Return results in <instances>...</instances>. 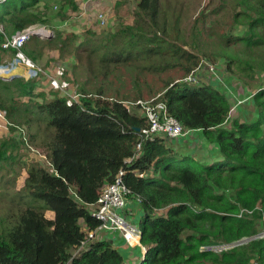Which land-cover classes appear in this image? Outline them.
Segmentation results:
<instances>
[{
	"label": "trees",
	"instance_id": "1",
	"mask_svg": "<svg viewBox=\"0 0 264 264\" xmlns=\"http://www.w3.org/2000/svg\"><path fill=\"white\" fill-rule=\"evenodd\" d=\"M79 1L0 0V64L6 54L37 61L54 49L74 56L72 74L84 79L79 100L70 101L46 99L39 73L0 77V110L12 133L0 137V173L26 171L20 189L0 185V264H127L110 240L99 233L86 237L99 225L90 207L121 168L126 186L141 197L137 215L127 214L131 195L122 210L140 228L146 249L136 264H264V84L256 83L259 73L264 76V0H219L216 6L209 0L188 24L183 0H138L132 22L120 21L112 31L60 27L51 38L30 37L19 50L1 48L28 25L67 22ZM180 28L188 32L185 40ZM237 42L244 57L225 56L221 49ZM194 48L223 60L245 94L254 89L251 119H239L242 105L232 107L235 87L227 93L207 73L200 72L197 82L160 77L176 67L193 70L199 63ZM157 93L184 129L199 130L216 146L218 157L196 161L164 137L139 136L146 120L122 102ZM22 127L25 134L15 135ZM139 141V155L125 162ZM31 144L42 148L48 165L21 162V149ZM242 238L251 239L210 249Z\"/></svg>",
	"mask_w": 264,
	"mask_h": 264
},
{
	"label": "rangeland",
	"instance_id": "2",
	"mask_svg": "<svg viewBox=\"0 0 264 264\" xmlns=\"http://www.w3.org/2000/svg\"><path fill=\"white\" fill-rule=\"evenodd\" d=\"M137 1L138 0H80L78 9L69 13L70 18L67 22L62 23L60 21H53L51 25L41 26L51 29L53 31V34L54 31L60 27L66 28V30L74 33H84L88 30L96 33L102 31H112L114 27L119 24L120 21L125 23L132 22L133 13L136 10ZM208 1L209 0H183L185 4L184 13L189 18L186 22L187 24L193 19V17ZM218 2L219 0H213L211 6H216ZM100 15H102L105 19V23L103 25L100 24L98 19ZM241 29L242 26H238L237 32H239ZM180 30L182 40H185L188 36V32L183 28H180ZM170 33L173 37L174 31ZM211 36V39L214 38V35ZM216 44L217 46H219L218 42H216ZM190 47L191 46H189L188 44L184 45V48L186 49ZM244 48L245 47L244 45L242 46L241 42H237L235 44H230L229 46H227L226 48H222L221 50L225 53V56L243 58L244 55L242 54L244 53ZM205 49L208 51L207 46H205ZM194 50L198 54L199 62L208 60L215 63L216 66L218 64V77H216V79H219V84L221 82H225L228 86H234L236 89H238V94L243 95L244 90L239 85H237L240 84V81L233 78L229 73L226 72L225 63L223 62V60L218 59L216 60V62L213 60H209L206 56L202 54V52H199L195 48ZM14 59L20 64L14 65V72L12 76H20L24 79H28L31 78L30 76L28 77L27 74L29 69L34 67L40 68V71L38 72L39 76L37 77L39 80H36V82L40 84L39 90L40 92H44V94L46 95V99H50L54 95H56L65 97L70 101L79 100V84H81L84 79L79 75L73 76L72 74V66L73 64H76V59L74 58V56H58L57 51H55L54 49L46 50L42 54V57L37 61H33L25 54H21L20 57H11L10 55L6 54L0 65L11 62ZM200 72H204V74H209L208 71H203V69H200ZM81 74H83V72H81ZM185 75L186 73L182 68L176 67L174 69L166 70L165 72L161 73L160 77L163 79L179 80L184 78ZM213 76L215 77V75ZM207 77V79L209 80L212 76L210 74L207 75ZM257 79V84H264L263 74L259 73V77ZM205 81L207 82V80ZM33 99L38 101L41 100L40 97L37 95L34 96ZM251 108H254V106ZM233 115H235L234 112ZM6 124V119L4 117H0V137L12 134L11 132H9ZM189 133L190 132H187L184 136L179 137L177 139H167L166 144L174 148V144L172 142H177L181 138L187 139L189 137ZM14 134L19 137L23 136L25 134L24 127L18 128L17 131L14 132ZM190 134H196V131H192ZM30 146H32L30 149H21V162L25 160L34 159L43 164V161L38 158H44L40 154V152L43 153L42 148L32 144ZM193 148L194 150L192 151V149H189L190 153L187 154L191 155L196 161H205L209 159L210 156H208V149L206 148V146L200 147L198 145L197 147H195L193 145ZM210 162L211 161L209 160V163ZM2 173L3 175H1L0 173V185L5 184L6 187L14 186L17 190L23 186L24 178L26 177V171L24 168L20 169L19 174H7L5 171H2ZM134 212L135 211L133 210V214ZM163 212L164 211L161 210L160 213ZM46 215L48 217H52L53 213L51 211H47Z\"/></svg>",
	"mask_w": 264,
	"mask_h": 264
},
{
	"label": "built area",
	"instance_id": "3",
	"mask_svg": "<svg viewBox=\"0 0 264 264\" xmlns=\"http://www.w3.org/2000/svg\"><path fill=\"white\" fill-rule=\"evenodd\" d=\"M98 19L100 24L103 25L105 23V19L102 15H100ZM53 35L54 34L51 29L45 28L40 24H31L21 30L16 31L9 38H6L1 43V48H14L16 50H19L24 45V43L32 36L46 39L53 37ZM15 64L19 65L20 63L14 59L11 62L0 65V77L12 78ZM200 69H203V71H208L209 75L211 74L212 77L210 80H216L219 82V79H216V77H218V68L215 63L208 60L199 62L193 70H191L184 78H182V81L197 82V76L200 73ZM39 71L40 68L37 67L29 69L27 72L28 77L37 76ZM213 75H215V77ZM220 86L223 87V89L227 93H229V86L226 83L224 85V83L221 82ZM234 90L235 103L232 106L233 108L237 105L241 106L244 103L248 102L253 94V92L251 91L247 92L246 94L240 95L238 94V89L234 88ZM160 96L161 93H158L155 96L145 99L138 98L134 101H123L122 104L128 111H130L131 109H137L140 116L145 118V126L139 129V136L141 138L153 139L156 137H164L166 139H177L184 136L190 130L184 129L181 123L169 113L166 102L161 100ZM232 107H230V113L232 112V110H234ZM0 113V117L3 118V111L0 110ZM140 144L141 141L138 142L136 146L137 150L134 155L126 158L125 162H130L132 159H135L139 155ZM40 154L44 158H38L48 165L45 156L41 152ZM124 173V168L119 169L113 181L100 188L95 204L90 207V214L99 221V225L94 230H88L86 237L93 238L99 232H107L109 234L117 233L129 246H139L141 248V251L144 252L145 247L140 242V228L128 219L127 214L129 213L124 214L122 212V210L126 207V198L128 197V195H131L133 200L138 203L141 201V197L137 194H134L131 188L126 186V184L124 183ZM138 175L143 176V173H138ZM260 236L263 237L264 233L262 232ZM83 244L84 241L81 242V245L77 248L75 254H78L81 251V247ZM236 244L237 242L222 244L213 246V248L210 249H214L217 251L229 249ZM65 264L71 263L70 261H68Z\"/></svg>",
	"mask_w": 264,
	"mask_h": 264
},
{
	"label": "crops",
	"instance_id": "4",
	"mask_svg": "<svg viewBox=\"0 0 264 264\" xmlns=\"http://www.w3.org/2000/svg\"><path fill=\"white\" fill-rule=\"evenodd\" d=\"M216 82H218V81H216ZM223 83L225 85V82H223ZM218 84H219V82H218ZM248 92H250V90ZM251 107H253V106L251 105L250 101L244 103L240 107V110L238 112L239 119H241V120L248 119V118L251 119L254 116V108H251ZM194 131L199 132V130H194ZM189 132L191 133L192 130ZM190 133L188 134L189 137L187 139L181 138V141L179 140L177 142H172L174 144L175 150L187 154V153H190L189 149H192V151L194 150L193 145L195 147H197L198 145L200 147L206 146V148L208 149V156H210V157L208 160H205V161L210 160L212 162L214 160V158L218 157L219 152H218V149L215 148L216 146H214V144L207 142L206 139H204V137H202V134L200 132H199L200 135L199 134L193 135ZM132 200H133V198H132ZM132 203H133L132 205L127 206V208L129 209L127 211V213L132 214L133 213L132 210H134L135 211L134 216H135L138 214V211H137L138 202L133 200ZM99 235L101 236L102 239L110 240L112 243L115 244V247H117L118 250L120 251V253L124 256L125 262L127 264H130L131 261H132L131 264H136L138 262V260L143 257L140 247H138V250L137 249L135 250V249H132L130 247L122 246L124 239H122V237L119 236L117 233L109 234L107 232H99ZM136 256H138V259L136 258L137 261L133 262V259H135Z\"/></svg>",
	"mask_w": 264,
	"mask_h": 264
},
{
	"label": "clouds",
	"instance_id": "5",
	"mask_svg": "<svg viewBox=\"0 0 264 264\" xmlns=\"http://www.w3.org/2000/svg\"><path fill=\"white\" fill-rule=\"evenodd\" d=\"M199 74H201V73H199ZM186 75H187V74H186ZM186 75H185V76H186ZM179 80H180V79H179ZM181 80H182V79H181ZM176 81H178V80H176ZM251 91L253 92V94H252V96H253L255 91H254V89H253V90H250V92H251ZM157 94H158V93H157ZM252 96H251V99H252ZM251 99H250V100H251ZM250 100H249V101H250ZM250 103H251V102H250ZM251 105H252V104H251ZM252 106H253V105H252ZM230 114H231V113H230ZM253 237H254V236H253ZM250 239H251V238H242L241 240H238V241H235V242H237L236 245H238V244H241V243H245V242L249 241ZM231 243H234V242H231ZM226 244H229V243H226ZM220 245H222V244H220ZM236 245H235V246H236ZM212 247H213V246H212ZM233 247H234V246H233ZM231 248H232V247H231ZM225 250H227V249H225ZM145 251H146V249H145ZM145 251H144V252H141V253H142V256H144Z\"/></svg>",
	"mask_w": 264,
	"mask_h": 264
},
{
	"label": "water",
	"instance_id": "6",
	"mask_svg": "<svg viewBox=\"0 0 264 264\" xmlns=\"http://www.w3.org/2000/svg\"><path fill=\"white\" fill-rule=\"evenodd\" d=\"M13 77V76H12ZM5 78H11V77H5ZM137 129V128H136ZM139 129H137V131H138Z\"/></svg>",
	"mask_w": 264,
	"mask_h": 264
}]
</instances>
